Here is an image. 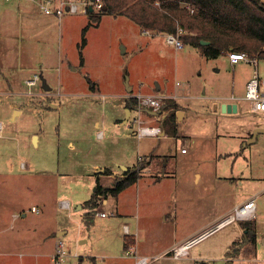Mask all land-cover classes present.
<instances>
[{
	"label": "rangeland",
	"instance_id": "374dc122",
	"mask_svg": "<svg viewBox=\"0 0 264 264\" xmlns=\"http://www.w3.org/2000/svg\"><path fill=\"white\" fill-rule=\"evenodd\" d=\"M0 22H3V25L0 24V74H11L15 70L25 79L37 74V83L32 86L25 83L24 89L33 92L29 96L42 101L43 105L41 109L36 107V111L25 110L19 135L28 140L29 144L23 148L22 141H19V155L11 161L15 169L21 160L31 163L32 169L28 171L21 168L24 170L14 171L15 175L11 176L0 174V230H6L0 232V237L32 227L35 215L27 209L28 217L24 220L20 211L37 203L34 189L37 177L33 176V166L39 163L54 170L55 153L58 162H63L64 166L70 149L66 147L67 138L63 132L77 133L85 131L87 125L91 127L94 116L86 122L82 120L83 102L89 97L87 92L90 87L97 85L103 90L118 85L122 88L127 75L135 87L138 81L141 83L133 92L145 94L159 91L177 99L181 109L178 106L170 107L175 117L176 110L186 112L178 125L181 138H191V148L186 154L180 152L181 143L176 133L172 134L173 124L171 133L162 137L127 139L128 165L136 162L138 141L153 145L157 150L169 152L170 149V162L177 155L181 157L178 188H175L173 179H168V182L166 180L162 186H147L145 182L149 179L146 177H151V174H143L144 183L137 192L140 200L138 211L141 214L151 213L159 222L161 212L171 211L175 207L177 217L181 219V231H189L193 225L203 223L201 228L186 235L181 234L183 243L185 239L203 233L226 217L233 208H224L232 205L234 200L238 202L237 206L254 198L256 209L251 219L236 218L206 236L202 235L189 245L188 256L180 260L181 264H199L203 261L205 264H264V132H258L255 139L250 141L253 128L264 126V113L252 112L249 100L237 99L244 95L245 84L254 73L253 64L243 61L231 63L226 54L222 53L207 57L200 48L190 44L176 48L166 42L165 33L142 30L124 15H111L96 9L88 14L64 11L58 17L44 13L38 0H0ZM257 69L259 75L264 77V60L260 61ZM42 78L51 92L47 93L43 89ZM159 85L161 88L157 90ZM39 93L44 96L41 98ZM63 93L67 95L63 96ZM236 99L243 106L241 113H229L227 116L218 109H209L218 101ZM58 100L67 104L58 110L50 108L52 101ZM100 109V105L96 106L93 114ZM145 117L149 119L151 115L141 113L139 116L143 121ZM143 124L147 125L145 121ZM153 124L151 121L150 125ZM100 129L94 128L95 140ZM134 129H138V123ZM120 132L124 133V129ZM57 133L59 138H56ZM35 134L40 137L38 150L34 146ZM120 137H123L122 134ZM121 147L117 146L118 149ZM140 150L144 151L142 148ZM72 160L74 169L66 177L58 178V190H67L74 199L84 201L101 181L96 179L95 172L75 167L78 164H90L92 157L79 155ZM169 171L167 168L168 174ZM195 171L200 173L198 179ZM41 174L53 175L49 171ZM129 191L132 197H136L133 186ZM107 196L109 203L99 205L97 211L110 214L115 210L112 206L114 197L111 194ZM180 196L181 202L178 200ZM146 197L151 199L147 201ZM167 197L176 198V202H168ZM215 200L218 203V216L204 220L205 211ZM12 212H17L19 216L12 217ZM49 220V217L41 220L39 227L49 224ZM246 227L252 229V232L258 231V234L252 233L254 242L249 244L243 243L244 235L248 236L244 234ZM110 230L112 235L107 238L102 235V238H112L113 244H116L113 247L121 248L122 245H117L120 233L116 225L111 226ZM93 232L96 238L102 231L96 227ZM39 233L40 230H36L29 236L35 239ZM122 238L123 235L120 237L121 242ZM62 242L67 252L64 264H93L88 254V245L77 248L71 244L68 248ZM50 245L47 244L48 248L52 247ZM159 245H162L160 241ZM95 247L98 253L100 246L96 244ZM102 251L105 253L106 250L103 248ZM123 251H117L114 255L119 257ZM30 252L23 246L16 253L22 255ZM223 256L227 259H220ZM199 258L200 261H194ZM26 259L28 263L33 262V258ZM114 260L124 261L120 258ZM39 264H52V261L49 257H40ZM148 264L173 263L160 258L150 260Z\"/></svg>",
	"mask_w": 264,
	"mask_h": 264
},
{
	"label": "crops",
	"instance_id": "0c3cea01",
	"mask_svg": "<svg viewBox=\"0 0 264 264\" xmlns=\"http://www.w3.org/2000/svg\"><path fill=\"white\" fill-rule=\"evenodd\" d=\"M2 23L3 22H0L1 25H3ZM18 69L17 67V70ZM25 82V77H23L19 71L14 70L11 74L7 73L6 75L0 74V174L7 176L15 175L14 171L24 169L29 171L32 169L31 163L27 161L21 160L19 167L17 166L16 169L14 162H11L19 155L17 149L18 142L22 141L23 148H27L29 144L28 140L19 135L22 131L20 123L25 114V110L27 112L36 111V107L41 109V106H43L41 103L42 101L29 96L33 92H26L24 89ZM136 84L137 87L141 83L138 81ZM124 85L125 86L122 85V88L117 85L114 86L115 88L113 87V89L103 90H100L97 85L91 86L87 92L89 97L83 102L84 110L82 112V120L84 122L88 121L87 119L91 118V116H94L93 120H91V127L87 125L84 129L85 131H78L77 133H71L69 131L63 132V134H66L67 138L66 147L70 149L69 158L65 157L64 166H62L63 162L61 164L58 162L57 153H55L56 163L53 166L54 170L51 168L47 169V165L43 166V164L41 165L39 163L33 166V176L37 177L34 182L35 194L38 197L37 203L32 204L30 208L24 207L20 211V216L24 220L28 217L27 209L30 211L29 213L35 215L32 218V227H26L25 230L18 231V233H8L0 237V264H39L40 257H49L50 261H52V255L61 240L64 241L65 246L68 245V248H70L69 246H71V244L77 248L88 245V254L93 264H136V259L140 256H146L148 258L146 264H148L150 260H158L160 258H164L168 263L181 264V257L188 256L187 253L190 246L186 248L187 250L185 253L179 254L178 256L173 254V249L181 244V238H183L181 234L186 235L190 231L201 228L203 223L200 222L193 225L189 231H187V229L181 231V219L179 220L177 217L178 214L175 207H173L171 211L161 212L158 218L159 222H156V217H152L151 213L142 212L141 214L138 211L140 200L137 192L141 184L144 183L143 174L146 172H150L151 174V177H146V179H149L148 182H145L147 186H162L166 180L168 182V179H173L175 188H178V172H180L178 170L181 166V157L177 155L171 163L169 160L171 157H169L170 154H168L171 151L170 149L169 152L166 150H157L153 145H146V142L141 144L140 141L136 143V162L129 163L128 165L127 162L130 160L126 154V146H129L127 139H132L133 137H137L138 139L144 137H162L168 132L171 133L172 124L176 133L172 134H175L181 143L180 152L182 154L188 153L191 148V138L185 136L181 138V131L178 128L186 112L181 110V113H179L180 111L176 110L175 113H179V116L176 114L174 119L166 122L164 116L169 112H173V108H164L162 113H159L154 112L150 108H147V110L146 108L138 107L136 102L132 100V97L136 94V92H133L136 90V87L134 83H131V79L128 78L127 75L124 79ZM160 88L161 85L156 89L160 90ZM137 90H140V88ZM49 91L51 92V90L45 92L49 93ZM145 94L170 98L168 95H165L166 93L163 95L159 93V91H150ZM39 95L42 98L43 94L39 93ZM62 95L66 96L67 94L63 93ZM222 97L225 98L227 96ZM239 98L243 99V96L241 95L237 99ZM170 99L181 109L177 99ZM237 99L235 101H218L209 106V109L212 111L218 109L223 115L229 116L228 112H223L221 110V106L224 103L235 102L237 104V111L231 113H241L243 106ZM65 104L67 103L65 102L62 104L60 100L52 101L50 108L58 110ZM99 105L101 109L97 113L95 111L94 115L93 111L96 106ZM141 113L151 115L149 119L146 117L144 118L147 125H150L151 121H153V125H159L161 127L162 131L159 136L138 137L136 135V130L134 129V125L136 124L135 119L139 117ZM156 114H159V119L155 117ZM93 127L101 128L96 140L94 138ZM91 128L92 130H90ZM122 129H124V133L120 132ZM121 134L123 137H120ZM34 136L36 139L34 146L38 150L40 148V137L38 134ZM56 138H59L58 133ZM181 145L186 148L185 151L181 150ZM117 146L122 147L118 149ZM140 148L144 151H141ZM139 150L141 152H139ZM79 155L83 157H92V162L86 165L78 164L75 165V167L78 170L95 172L97 174L96 179L101 181V183L98 184L101 188L114 187L116 182L121 180L128 171L137 170L139 176L136 182L128 185L116 195H112L111 193L97 194L96 191L98 186H95L88 199L84 201L74 199L67 190H58V178L62 179L70 174L68 172L74 169V165L71 163V161H73L72 158H76ZM170 164L171 166L169 168ZM167 168L170 170L169 174L166 172ZM46 171L52 172L53 175L41 174ZM199 176L200 173L195 171V177L198 179ZM60 183L63 184V181H60ZM132 186L135 188L136 197H132L131 191H129ZM108 194L114 197L112 206L115 210L111 211L110 214L105 212V215H100V213L104 211L99 212L97 208L101 204L107 205L109 203ZM92 197L95 198V201H91L95 204L94 208H91L92 203H89ZM167 198L168 202H176V198ZM150 199V197L145 198L147 201ZM61 200L68 202L67 209L59 207V202ZM178 200L181 202V196L178 197ZM236 204H238V202L234 200L232 205H228L224 210L232 209ZM32 207H35L36 210H32ZM224 210H222V212ZM11 214L12 217L19 216H17V212H12ZM218 214V203L215 200L209 209L205 211L204 220H209L213 218L212 216L217 217ZM46 217L50 218L49 224L39 227L41 220ZM155 224L156 227H154ZM113 225H116L117 231L120 233L118 236L119 243L117 245H119V247L122 245L121 248L113 247L116 246V244H113L112 238L111 240L106 239L108 235H112L110 228ZM123 225L127 226V233L123 232ZM96 227L102 232L100 234L98 233L96 238H94L93 230ZM36 230H40L39 235H37V238L35 235V239L31 238L29 234L34 233ZM4 231L6 230H0V232ZM253 233L258 234V231L255 230ZM18 234L20 236H18ZM102 235H105L106 238H102ZM121 235H123L122 242L120 240ZM164 236L167 237L165 238ZM252 238L246 240L245 243H252ZM186 240L187 239L184 241ZM159 241L162 245H159ZM48 243L51 244V248H48ZM96 244L100 246L98 253L95 247ZM23 246H26L27 250L32 252L22 255L21 253H16L17 250L23 248ZM131 246L134 247L133 254L126 256L123 254V251L119 257L114 255L115 252L127 250ZM103 248L106 250L105 253L102 251ZM156 249H158V251L154 252ZM26 258H33V262L28 263ZM115 258H120L124 261L114 260ZM220 259L227 258L223 256ZM194 261H200V258L194 259ZM199 264L205 263L203 261Z\"/></svg>",
	"mask_w": 264,
	"mask_h": 264
},
{
	"label": "trees",
	"instance_id": "16d2710c",
	"mask_svg": "<svg viewBox=\"0 0 264 264\" xmlns=\"http://www.w3.org/2000/svg\"><path fill=\"white\" fill-rule=\"evenodd\" d=\"M101 1L104 9L101 8L100 11L111 15H124L145 31L175 33L178 28H182L183 33L180 37L183 44L200 48L207 57L233 50L244 51L250 56H258L264 60V2L262 0ZM155 1L159 2L158 5ZM191 7L193 11H190ZM92 12L88 10L87 14ZM201 39L209 43L201 44ZM166 99H164L162 110L170 106L175 108L178 106L171 99ZM174 118V112L164 116L166 122ZM138 176L137 170L128 171L114 187L98 186L96 193L116 195L136 182ZM91 201H95V198L92 197L89 203ZM91 203V208H94V202ZM252 241L254 242L253 238Z\"/></svg>",
	"mask_w": 264,
	"mask_h": 264
},
{
	"label": "built area",
	"instance_id": "2783aa9c",
	"mask_svg": "<svg viewBox=\"0 0 264 264\" xmlns=\"http://www.w3.org/2000/svg\"><path fill=\"white\" fill-rule=\"evenodd\" d=\"M8 1V0H7ZM40 2V8L46 14H53L58 17L62 15L64 11L69 12H81L87 13L89 8L92 10H100L103 8L101 0H38ZM158 1H155V4L158 5ZM188 7V6H187ZM190 11H193V8H190ZM183 33L182 28H178L175 33H165V40L168 44L174 45L176 48H182L184 46L183 41L180 35ZM222 54H226L231 63H237L240 61L251 63L255 66L254 73L252 77L245 84V92L243 99L249 100L250 110L254 113L261 114L264 113V77H261L258 73L257 66L262 59L258 56H250L244 51H233L226 50ZM39 76L35 74L32 78L26 79V84L28 86L35 85ZM31 93V92H29ZM138 107L141 108H150L154 112L162 113V106L164 103L165 96H156L136 93L133 97ZM155 117L158 119L159 114H156ZM135 122L138 123V129L136 134L138 137L142 136H159L162 129L159 125H145L143 120L139 117L135 119ZM182 151H185L186 148L183 146ZM59 207L62 209L68 208V202L61 200L59 202ZM256 204L254 198H250L243 202L240 205H237L233 210L224 218L221 219L216 225L211 226L208 230L203 231V233L195 235L190 239H187L183 243L179 244L173 249V254L178 256L182 254L184 249L189 246V243H195L202 235H207L210 232L216 230L217 228L231 222L232 220L238 218L242 220L251 219L255 215ZM32 210H36L35 207H32ZM100 215H105V212H101ZM123 232L127 233L128 229L126 225H123ZM134 247L131 246L129 249L124 250L123 254L129 256L133 254ZM67 252L65 250L64 244L62 241H59L58 247L52 255V264H64L63 259L66 256ZM148 258L146 256H140L136 259V264H146Z\"/></svg>",
	"mask_w": 264,
	"mask_h": 264
},
{
	"label": "water",
	"instance_id": "95a60500",
	"mask_svg": "<svg viewBox=\"0 0 264 264\" xmlns=\"http://www.w3.org/2000/svg\"><path fill=\"white\" fill-rule=\"evenodd\" d=\"M104 9V8H103ZM89 10L91 11L92 8L90 7ZM200 43L201 44H208L209 41L207 40H203L201 39L200 40ZM42 87L45 91H48L50 90V87L46 84L45 82V79L42 78ZM147 109V108H146ZM148 110V109H147ZM221 110L223 112H228V113H231V112H236L237 111V104L235 102H232V103H224L222 104L221 106ZM181 113V111L179 112ZM179 113H177V115L179 116ZM258 132H264V126H256L253 128V131H252V134H251V139L250 141L254 140L255 139V136ZM249 142V141H248Z\"/></svg>",
	"mask_w": 264,
	"mask_h": 264
},
{
	"label": "flooded vegetation",
	"instance_id": "af4514ba",
	"mask_svg": "<svg viewBox=\"0 0 264 264\" xmlns=\"http://www.w3.org/2000/svg\"><path fill=\"white\" fill-rule=\"evenodd\" d=\"M132 100H134V99H132ZM246 233H247L248 236L246 237V235H244V242L243 243H245L246 240L252 238V233L253 232H252V230L250 228H247V227L245 228L244 234H246Z\"/></svg>",
	"mask_w": 264,
	"mask_h": 264
},
{
	"label": "bare ground",
	"instance_id": "6f19581e",
	"mask_svg": "<svg viewBox=\"0 0 264 264\" xmlns=\"http://www.w3.org/2000/svg\"><path fill=\"white\" fill-rule=\"evenodd\" d=\"M189 244H191V243H189ZM188 247V246H187ZM186 252V248L184 249V251H183V253H185Z\"/></svg>",
	"mask_w": 264,
	"mask_h": 264
}]
</instances>
